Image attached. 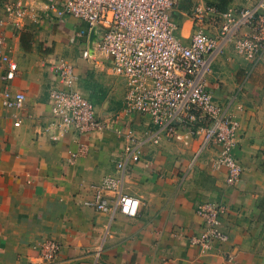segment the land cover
<instances>
[{
  "label": "crops",
  "instance_id": "0c3cea01",
  "mask_svg": "<svg viewBox=\"0 0 264 264\" xmlns=\"http://www.w3.org/2000/svg\"><path fill=\"white\" fill-rule=\"evenodd\" d=\"M1 1L0 18L5 15ZM24 1L33 7L24 27L16 31L9 25L7 33L15 46L11 84L26 92V105L11 109L0 100V264L38 262L40 244L47 238L61 243L51 264H264V60L253 64L229 46L214 64L222 81L216 98L230 105L240 124L235 147L244 166L240 180L228 184L226 170L213 165L215 147L204 150L194 171H187L198 139L189 146L164 139L148 144L125 175V191L140 198L138 213L111 217L84 201L93 197L94 185L105 175L119 174L122 141L114 129L84 134L59 130L51 124L49 90L60 85L53 62L64 57L75 64L77 88L95 103L100 118L114 121L125 81L113 72L111 59L83 55L98 44L87 23L47 13L45 0ZM255 2L232 0L229 7ZM192 7L193 0H181L175 11L181 35L192 31ZM98 87L105 90L96 99ZM120 87L122 99L116 102L113 90ZM15 115L21 117L20 125L14 124ZM123 120L137 130L153 126L147 115ZM81 144L85 152L70 162L68 150ZM205 200L229 206L222 217L229 239L213 242L209 249L191 242L205 226L197 211Z\"/></svg>",
  "mask_w": 264,
  "mask_h": 264
},
{
  "label": "built area",
  "instance_id": "2783aa9c",
  "mask_svg": "<svg viewBox=\"0 0 264 264\" xmlns=\"http://www.w3.org/2000/svg\"><path fill=\"white\" fill-rule=\"evenodd\" d=\"M47 13L63 17L72 15L87 23L98 36L95 49L83 55L97 59L101 54L111 59L115 74L125 81V94L114 121L98 115L95 103L77 88L76 66L64 57L53 62L59 86L49 90L52 125L62 132L84 134L94 130L114 129L122 141V158L118 175L107 174L94 185V195L84 202L113 217L121 212L135 216L140 198L125 191V175L130 162H138L148 144L164 139L189 146L198 139L191 164L204 150L217 148L213 165L226 170L228 184H236L244 166L235 154L239 121L230 105L220 102L214 91L222 81L215 71L216 58L233 46L236 53L256 64L264 60V0L240 8L221 10L214 2L193 0V28L189 36L179 33L181 24L175 15L181 0H45ZM5 15L0 18V100L3 106L23 109L27 94L12 87L16 76L15 46L10 41L9 25L20 30L33 9L24 0H5ZM79 31L78 34H83ZM255 66V65H254ZM251 72V71H249ZM142 114L152 125L135 129L126 116ZM14 124L21 117L15 115ZM124 121V122H123ZM123 124L116 127L117 124ZM115 125H114V124ZM115 126V128H114ZM86 150L81 144L69 149L70 162ZM229 206L205 200L197 211L205 220L200 234L191 242L209 249L213 242H225L229 234L222 228V217ZM61 243L47 238L40 244V260L34 264H51L59 256Z\"/></svg>",
  "mask_w": 264,
  "mask_h": 264
},
{
  "label": "rangeland",
  "instance_id": "374dc122",
  "mask_svg": "<svg viewBox=\"0 0 264 264\" xmlns=\"http://www.w3.org/2000/svg\"><path fill=\"white\" fill-rule=\"evenodd\" d=\"M104 88L103 87H98L97 89H96V91H95V96H94V98H96V99H98L101 95H102V93L104 92ZM114 92H113V94H114V96H116L115 98L117 99V101L116 102H118V100H119V98L121 97V94L123 93V91H122V89H121V87H120V90H119V88H116V89H114L113 90ZM122 99V98H121ZM120 99V100H121ZM120 100H119V102H120ZM193 157V156H192ZM192 160V159H191ZM187 171H194V163L193 164H189V166L187 167Z\"/></svg>",
  "mask_w": 264,
  "mask_h": 264
},
{
  "label": "trees",
  "instance_id": "16d2710c",
  "mask_svg": "<svg viewBox=\"0 0 264 264\" xmlns=\"http://www.w3.org/2000/svg\"><path fill=\"white\" fill-rule=\"evenodd\" d=\"M5 0H2L3 3ZM232 0H218V2H214L218 5L221 10H226L229 7V4Z\"/></svg>",
  "mask_w": 264,
  "mask_h": 264
}]
</instances>
